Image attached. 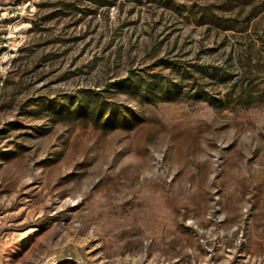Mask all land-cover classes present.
Instances as JSON below:
<instances>
[{"label": "rangeland", "instance_id": "rangeland-1", "mask_svg": "<svg viewBox=\"0 0 264 264\" xmlns=\"http://www.w3.org/2000/svg\"><path fill=\"white\" fill-rule=\"evenodd\" d=\"M32 3L0 49V264H264V0Z\"/></svg>", "mask_w": 264, "mask_h": 264}, {"label": "built area", "instance_id": "built-area-1", "mask_svg": "<svg viewBox=\"0 0 264 264\" xmlns=\"http://www.w3.org/2000/svg\"><path fill=\"white\" fill-rule=\"evenodd\" d=\"M34 10L32 0H0V40L1 50L10 54L11 48L7 47L5 39L12 35L15 23ZM1 27H4L2 30ZM6 31H8L6 33ZM7 47V48H6Z\"/></svg>", "mask_w": 264, "mask_h": 264}, {"label": "bare ground", "instance_id": "bare-ground-1", "mask_svg": "<svg viewBox=\"0 0 264 264\" xmlns=\"http://www.w3.org/2000/svg\"><path fill=\"white\" fill-rule=\"evenodd\" d=\"M0 49H1V47H0Z\"/></svg>", "mask_w": 264, "mask_h": 264}]
</instances>
